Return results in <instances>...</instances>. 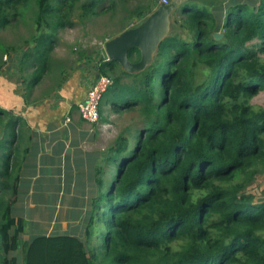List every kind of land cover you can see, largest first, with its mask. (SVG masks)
I'll use <instances>...</instances> for the list:
<instances>
[{"label": "trees", "instance_id": "1", "mask_svg": "<svg viewBox=\"0 0 264 264\" xmlns=\"http://www.w3.org/2000/svg\"><path fill=\"white\" fill-rule=\"evenodd\" d=\"M120 2L129 0H0V30L29 12L36 28L24 45L0 37V77L23 85L27 104L61 89L85 66L91 75L120 72L101 115L107 103L141 116L138 127L116 136L97 171L99 195L86 235L96 221L105 224L106 252L98 262L78 235L24 239L26 220L13 211L19 177L12 168L24 119L0 103V264H18L20 249L24 264H264V200L241 191L264 171V108L248 101L264 90V63L247 47L258 38L264 49V0L253 8L236 2L216 14L184 4L182 27L190 36H166L139 72L107 60L104 48L94 58L81 52L70 68L55 58L60 31L76 25L78 9L96 16ZM143 8H135L139 21L156 4ZM129 57L140 60V51L132 48ZM200 65L209 72L196 85ZM48 79L47 93L35 98Z\"/></svg>", "mask_w": 264, "mask_h": 264}, {"label": "crops", "instance_id": "2", "mask_svg": "<svg viewBox=\"0 0 264 264\" xmlns=\"http://www.w3.org/2000/svg\"><path fill=\"white\" fill-rule=\"evenodd\" d=\"M98 77L83 66L61 89L29 104L22 91L16 92L15 83L0 78V103L24 119L12 155L14 175L19 177L13 211L26 220V231L30 224L27 239L38 229L41 234L88 239L93 197L99 195L97 171L104 163L107 144L117 136L111 135L104 113L91 123L78 110L77 104Z\"/></svg>", "mask_w": 264, "mask_h": 264}, {"label": "rangeland", "instance_id": "3", "mask_svg": "<svg viewBox=\"0 0 264 264\" xmlns=\"http://www.w3.org/2000/svg\"><path fill=\"white\" fill-rule=\"evenodd\" d=\"M152 2H155L156 4V8L154 10L159 9L162 6L161 0H129V2H120L117 10L104 12L96 16H83L81 10L78 9L74 14L76 25L74 27L63 28L60 31L55 58L59 62H63L68 68L77 64V57L81 52H85V56H91L94 58L96 56V50L104 48L105 42L112 38V36L114 37L130 27L139 25L142 21L138 20V17L135 14V8L141 6L144 7L143 9H145V7ZM236 2L249 3L250 7L253 8V6H258L261 0H169L168 9L170 13L168 19L169 29L167 35L178 33L181 36L182 34L186 37L190 36H187L190 31H188L186 27H182V23L186 17V12L188 11L187 9L183 8L184 4H191V6L195 5V7L207 8L216 14L220 8H223L225 11ZM105 4L107 5L108 2H105ZM150 14L151 13H149L148 16ZM31 16L32 13L29 12L26 19L17 20L11 26L0 30L1 39L7 43L12 42L19 45H24L25 39H30V37L36 33V28ZM247 47L251 50L257 51L260 55L261 61L264 63V49H262V41H260L258 38H255L248 42ZM208 72L209 69L206 65H200L199 70L198 68L196 69V85H201V83L206 80ZM119 73V71H116V73L110 72L107 73V75L114 79V77ZM2 77L0 78L2 79ZM126 80H129V78ZM10 82L15 83L14 81ZM15 84L18 88L16 92L23 91V85L19 83ZM50 84L51 80L48 79L45 84L38 86L34 90L33 96L35 98L44 96L50 88ZM106 99L107 96L104 97L103 103L106 101ZM248 101L255 110L263 109L264 90L258 95L248 98ZM102 113L106 115L103 119H106L108 122L112 136L115 134L118 135L121 131L129 128L135 129L138 127V122L141 119L139 111H125L121 113L115 112L110 108L109 104L108 106L103 107ZM2 135L3 132L0 126V139L2 138ZM111 141L109 144H107V148L111 145ZM132 148H134L133 139L131 143V151ZM241 191L252 192L254 194V201L256 202L263 201L264 171L258 173L254 179L248 182L246 187L241 189ZM104 228L105 224L99 221L93 226V235L87 239L88 247L97 255L98 262H103L106 252L105 240L103 236ZM27 231H31V226L29 223L27 224ZM27 231H24L26 236L24 237L25 240H28V234H26ZM34 232H36L35 234H41L42 231L38 229ZM35 234L31 236H36ZM18 264H24L23 253L21 249L19 250Z\"/></svg>", "mask_w": 264, "mask_h": 264}, {"label": "water", "instance_id": "4", "mask_svg": "<svg viewBox=\"0 0 264 264\" xmlns=\"http://www.w3.org/2000/svg\"><path fill=\"white\" fill-rule=\"evenodd\" d=\"M161 7L154 10L139 25L130 27L105 42L104 50L108 60H114L130 73L139 72L150 64L163 39L168 36L169 3H161ZM223 33H216L221 38ZM138 49L141 58L132 61L129 52Z\"/></svg>", "mask_w": 264, "mask_h": 264}, {"label": "built area", "instance_id": "5", "mask_svg": "<svg viewBox=\"0 0 264 264\" xmlns=\"http://www.w3.org/2000/svg\"><path fill=\"white\" fill-rule=\"evenodd\" d=\"M169 3V0H161ZM114 80L107 74H101L91 85L85 99L77 104L84 120L96 123L101 119V102L105 92L113 85Z\"/></svg>", "mask_w": 264, "mask_h": 264}]
</instances>
